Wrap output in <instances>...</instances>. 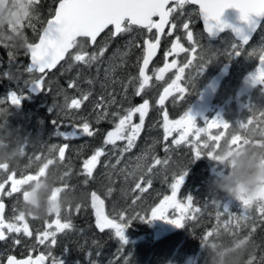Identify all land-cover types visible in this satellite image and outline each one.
Here are the masks:
<instances>
[{
	"label": "rangeland",
	"instance_id": "374dc122",
	"mask_svg": "<svg viewBox=\"0 0 264 264\" xmlns=\"http://www.w3.org/2000/svg\"><path fill=\"white\" fill-rule=\"evenodd\" d=\"M172 7H175V5ZM177 9L183 11L182 14L186 15L184 17L187 19L186 23L189 24V28L187 30H180L176 34V38L168 33L160 35V38L165 40L162 46L163 53L160 57L153 58L152 64L150 62L151 66L149 64V70H146V74H151L152 79L144 92L150 94V87L157 84L160 87L174 80V75L178 74V68L171 72H165L163 79H156L159 75L158 70L163 68L166 63L170 64L173 60H176L177 67H182L188 60H192V64L185 69L182 80L178 82L186 89V92L180 94L174 91L167 98L163 107L157 104V100L154 99L158 91L156 92L155 97H153L154 100L152 103H149V109L152 112L147 113L143 129L135 141V146L127 152L121 151L125 147L126 141H117L115 146L105 145L103 143L105 137L101 141L103 134H96V130H104L106 128L97 122V117L104 112L110 113L112 116V119H109L110 122H114L111 130L114 128L115 123L118 122V119L113 120L112 113L117 112L113 107L109 106L110 100L114 99L118 103H123V101L129 99L124 98L122 93H119L116 98L106 99V93L101 94L100 91L112 85H116L117 88L121 84H123V88H126L127 85H133V95L137 88L136 86L139 84V70L133 65L137 59L132 54L134 50L133 46L139 38L140 47L143 48V40L153 39L155 30L149 33L146 29H141L139 26H132L130 32L111 37L110 28L97 38L93 46H89L86 39H79L84 44V50L89 54L97 53L100 48L106 46L104 55L89 66L74 60L73 57L80 50L79 48L71 49L67 53L66 59L62 60L53 72H46L45 87L37 95H32L29 92L28 84L38 78L40 74H37L34 70V74H29L25 71L27 69V53L0 45V110L8 113L5 123H8L9 127L17 128L21 131L19 148L23 151V154L20 163L22 165H31L22 169V171L13 170L17 173V178H19L21 173H35L42 166V163L46 162L49 154L57 159L58 150L50 152L49 149L52 145H57L58 148L60 144L67 143L69 147L66 149L65 160L63 162L59 161L64 174V181L60 186L62 187L64 184L70 182L67 189L75 193L77 199L75 203L69 205L61 214L62 221L68 220L71 212H79L83 215V211L86 208L83 210L82 202L78 199L83 200L84 196L92 191L102 197L105 202V212L110 218L122 213L127 221L124 231L127 243L122 244L119 238L115 236L113 229H107L103 233L96 232L94 229H90L88 221L82 216L84 223L77 224L75 230L74 228L72 230V235L67 236L71 240H80L76 245L77 247L70 249V252H67L66 255H63L61 251L60 259H57L63 260L64 264H91V262H95L96 264L97 260H100L101 264H107L108 259H120V261H115L117 264L201 263L202 259L201 261L200 259H196L200 254V244L198 248L187 252L182 257L179 256L177 245H167L165 249L163 248V252L166 251L163 255V252L160 250L151 251L148 249L150 246L147 240L149 239L155 241L156 239L166 237L167 244L172 243L171 234L177 227L164 219H151L150 209L156 206L163 199L164 195H171L169 185L172 182V175L184 169L187 174L184 177V185H182L177 194V199L186 204V197L191 195L193 197V206L201 208V213L198 214L196 219L186 220L184 223L195 221L193 224L195 228L198 224L203 226L206 222L204 220L208 218L206 214L209 213L212 215L211 226H214L215 222L217 223L215 218L217 211L221 212V223L227 218L226 215L228 213L239 215L244 211L241 201L223 193L214 196L209 191L208 184L213 178L227 174L228 168L226 164L218 159L210 158L208 155H201L199 158L195 157L190 144L173 145L171 141L173 138H178V133H173L168 141H165L162 120L164 111L168 112L170 121L178 120L185 112L188 113L189 106L195 98L193 97L188 100L189 95L193 92H196L197 95L201 85L223 65H228L229 74L222 78L218 94L211 101L212 106L207 115L202 119L200 118L201 116L193 117L197 126L206 127L205 123L209 120L223 119L230 124V128L228 130L212 129L211 132L212 134H218L220 131H225L226 136H230L240 123L246 122L249 118L264 120V117H260V113L264 112V85H254L252 82V77L260 66L259 57L264 54V20L249 41V44L241 45L238 40H234L227 33H223L214 40L207 37L195 25L197 18L191 4L185 3L182 8ZM51 13L52 8L44 9L38 13L37 18L32 22L35 25L36 31H33L31 27H26L29 29L31 36L33 35L31 42L36 40L38 30ZM176 17L177 10L174 12L170 25L173 23L177 25L182 24L181 22H174ZM188 31L192 32L195 43L188 41ZM130 35L135 36L133 41ZM123 36H129V40L127 38L121 40L119 42L121 46L119 48L116 46L112 50V53H110L108 47L113 45L114 41L119 39V37ZM202 36L204 37V41L201 40ZM177 38H179V43L185 49H189V51L172 53L166 57L165 54L170 52L172 45L177 42ZM233 45L240 46L239 55L234 54ZM193 48L196 49L195 53L191 51ZM10 53L12 54L11 57ZM201 63L203 64L198 67ZM70 83L74 86L69 87ZM101 84H103V87ZM123 88L119 90H123ZM231 90H233V94ZM12 92L21 97L19 105L13 106L8 99L9 93ZM117 92L118 90L115 93ZM86 94L88 95V99L84 107L87 111L84 109L82 111L80 107L79 112L75 113L74 109L65 108L66 96L68 97L67 103H70L72 99H78L74 97L75 95L82 97ZM91 94L94 95L91 96ZM182 95L183 99H181ZM244 100L250 102V117L246 120L242 117L237 118L233 123L230 120L228 112L229 102L232 101L234 103V110L237 111L242 105H246V101ZM100 101H102V105L101 107H97V103ZM105 101L108 104H105ZM140 104L141 100L137 101L135 106H139ZM241 114L239 112V115ZM83 122L90 123L95 133L94 136H85L78 129ZM133 123H139V114L133 117ZM61 137L66 142H59L58 139ZM33 143H37V145H31ZM88 146L89 149L87 148ZM165 147L169 148L168 152H165ZM97 148H103L105 155L99 158L92 177H88L82 173L83 161L90 158ZM73 149H76V152L86 151L81 159L78 160L76 166L72 164L73 158H70L73 155ZM36 156H40L41 159L37 161L35 159ZM140 157L142 159H138ZM153 158L161 160L169 158V164L166 166L167 171H164V165L156 166L153 169V173L145 176V179L151 178L152 180L150 186L144 184L147 191L142 194L138 191H133L135 183L141 182L139 177L143 174L136 166L139 164L146 171V167L153 163ZM118 160L119 163H117ZM71 167L73 171H71L72 169L70 170ZM75 169L76 171H74ZM10 173L8 172L5 175L7 176ZM65 173H68V175L70 173V175L65 178ZM79 173L81 174V178L85 177L84 181H81L82 179L78 177ZM130 173H135L136 178L134 179L132 175H129ZM84 184L88 186V189L83 188ZM10 188L11 184L9 183L6 185V191L10 190ZM137 196L141 197L138 201L136 199ZM0 200L4 201L6 206H8L7 211L4 213L6 220L18 214L19 199L17 198V194H13L11 197L4 194L0 196ZM213 200L219 201V208L212 203ZM77 205H79V211L76 210ZM14 208L17 210L16 212H14ZM225 208H227V212H224ZM136 214H139L143 218L129 220L130 217ZM171 214L170 210L169 219L172 218ZM256 215H258L259 233L261 236L264 220L259 218V214L255 210L252 212L251 219L256 218ZM52 219H54V216L39 220L35 217H26L33 235L28 237L22 233L7 234L8 238L4 240L5 244L2 241L0 242V264L3 261L1 258L8 253L23 256L24 252L33 254L34 251H40L46 255L50 252L51 256L46 264H52V258H56L53 253V246L48 241L41 245L36 240V236L45 229L46 221H51ZM240 230H242V227ZM209 231H211V228L206 229L204 235ZM220 233L223 235L227 232L222 228L220 229ZM100 236H102L103 240L99 238ZM245 237L249 238V235L245 234ZM16 238L20 239L21 243L14 244L13 240ZM96 238H99L98 241L100 242L95 241ZM233 238H238L237 232L235 235H232ZM254 244L257 246L253 247L250 245L249 250H247L244 256V264H247V261L254 256L253 252L258 246H261L258 252L259 257L258 259L255 258L254 264H264V238L260 240L256 236V243ZM15 245L16 247L14 248L13 246ZM84 245L87 248L85 247V252L83 253L80 247ZM63 246H65L64 242L61 245L62 249ZM89 252L92 253L90 258L88 256ZM66 256L68 257L64 259ZM97 256H101L102 258H92Z\"/></svg>",
	"mask_w": 264,
	"mask_h": 264
},
{
	"label": "snow or ice",
	"instance_id": "6c2138e0",
	"mask_svg": "<svg viewBox=\"0 0 264 264\" xmlns=\"http://www.w3.org/2000/svg\"><path fill=\"white\" fill-rule=\"evenodd\" d=\"M38 3V0H35ZM170 0H59L58 7H56L51 19H48L46 26L43 27L42 32L39 34L38 42L28 45L30 54V60L32 67L25 69L29 74H34L33 69L40 75L34 80V83L41 90L45 87V74L46 70L54 68L61 60L64 59L65 54L73 48H79L80 50L73 57L75 61L82 62L87 65L98 60L102 57L106 51V46L99 49L97 53L89 54L84 50V44L78 38H86L92 44H95L97 37L109 29L111 26L110 36L116 37L122 33L130 32L132 26H139L146 29L149 33L155 30V36L153 39L144 40V56L142 66L139 68V86L136 88L135 94L141 95L146 87L149 85L151 76L146 74L150 60L156 52L159 43L160 35L164 32L165 26L169 24V17L177 8H182L185 3L197 4L199 7V13L203 18L206 31L211 33L213 29H219L223 31L225 28L231 27L221 21V17L226 9L234 8L240 13V20L252 24V17H264V0H175V7H167ZM154 17H159V21L154 20ZM215 22V23H212ZM27 27H31L33 31H36L35 25L29 23ZM176 24H171L170 29H175ZM183 28L187 30L189 28L188 23L183 24ZM237 35L241 36L243 44H247L250 36L241 35L239 28L233 29ZM172 34L171 30L168 33ZM187 39L189 42L195 43L193 40V34L191 31L187 32ZM234 54H240V46L233 45ZM189 49H185L180 43L179 38L177 42L172 45L169 53H166V57L172 53L186 52ZM195 53L196 49H191ZM11 57V53L9 54ZM203 59V58H201ZM192 64V60H188L182 67H178L175 79L171 84L164 89L163 95L159 97L157 103L163 107L165 100L172 94L173 91L184 94L186 89L178 83L182 80L185 73V69ZM201 63L198 67H200ZM259 68H257L255 75L252 77L254 85H264V54L259 57ZM177 68L176 60H173L170 64L166 63L163 68L158 70L159 75L156 79H163V74L172 69ZM35 76V75H33ZM91 83V81H89ZM72 83L69 87H73ZM8 99L13 106L21 103V97L15 92L9 93ZM88 95H83L81 99H72L70 103H67L68 97H65V108L79 109L82 101H86ZM183 99V95L181 96ZM110 103H115V100H110ZM102 101L97 103V107H101ZM149 101L145 99L142 104L135 107H129L124 110V114L112 113L114 117L118 118V122L112 130L107 131L103 143L105 145L117 144V141H126V145L121 151L127 152L135 146V141L141 133L145 117L148 113ZM139 114V123H133V117ZM108 115L104 112L97 117V122L100 119L105 118ZM260 117H264V112L260 113ZM264 124V120H256L249 118L246 122L240 123L236 129L243 130L249 126ZM206 127L197 126L194 118L191 114L185 112L178 120L170 121L167 111L163 112L162 128L164 132V140L168 141L169 137L173 133H178V138H173L171 143L176 146L187 143L190 144L194 156L199 158L201 155H208L210 158H220L216 155L219 146L226 136L225 131H220L218 134H212V129L228 130L230 124L223 119H212L205 123ZM78 129L83 135L92 137L94 131L90 123L83 122ZM191 138V139H190ZM244 137L239 134V131L234 132L229 138V144L236 146L242 142ZM69 147L67 143L63 146L52 145L49 151L58 150L57 159L60 162L65 160L66 149ZM21 154H23V151ZM169 148L165 147V152H168ZM105 155L103 148H97L90 158L83 161L82 173L88 177H92L93 170L99 162V158ZM35 159L39 161L40 156H36ZM142 159V157L138 158ZM52 163V160L46 159V162L38 168L35 173L24 174L21 173L17 178V173L12 171L6 176L3 182H0V196L6 194L11 197L14 193H21L22 187L26 183L36 179L38 175L43 174L44 169L48 164ZM119 163V160L117 161ZM169 164V158L161 160L159 158H153V163L146 167L144 171L141 165H137V169L142 171V175L139 177L141 182L135 183L133 191L144 193L147 189L144 184L151 185V178L145 179L147 174L153 173V169L158 165H164V171H167V165ZM7 173V166H0ZM185 169L179 173H173L172 182L169 185L171 189V195H164L160 202L150 209L151 219H164L167 222L175 225L176 227H184L186 220L196 219L198 214L201 213V208L193 206V197L188 195L186 197L187 203H183L177 199V194L180 191L182 185H184V177L186 175ZM68 175V173H65ZM135 179V173H130ZM11 184L10 190L6 191V185ZM67 189V186H62L60 190ZM111 191V190H109ZM137 196V201L140 199ZM212 203L219 208V201L213 200ZM244 211L239 215L228 213L227 218L221 223V212H216L217 225L212 230L206 233L203 238L204 246H208V241L213 235H219L221 227L229 234L235 235L241 227H248L247 221L251 219L253 210L259 214V218L264 220V198L254 206L250 205L249 201H241ZM91 207L95 210V225L103 232L105 229H113L115 236L119 238L122 244H126L127 240L124 235L126 219L125 216L117 214L112 218L106 214L104 209V200H102L95 192L91 193ZM77 211H79V205H77ZM170 210L172 212L171 219H169ZM5 204L0 200V241L6 240L7 234L16 233L23 234L24 236L31 237L33 233L30 231L29 224L25 215L22 212L14 215L10 219L6 220L4 217ZM17 210L14 208V212ZM224 212H227L225 208ZM142 219L139 214L132 216L129 220ZM119 221V222H118ZM73 224L70 220L62 221L61 215L54 216L51 221H46L45 229L36 236V240L39 244L43 245L46 241L50 245L57 243V234L63 233L65 230H71ZM256 227L251 226V232H255ZM249 242V238L245 237ZM14 244L21 243L20 239L13 240ZM91 257L92 253H88ZM51 253L48 255L40 254L35 259L31 256L27 259L18 260L15 256L9 255L7 257V264H45V261L49 259ZM255 256L247 261V264H254ZM52 264H64L63 260H57L52 258ZM95 264V262H91Z\"/></svg>",
	"mask_w": 264,
	"mask_h": 264
},
{
	"label": "clouds",
	"instance_id": "9594fccd",
	"mask_svg": "<svg viewBox=\"0 0 264 264\" xmlns=\"http://www.w3.org/2000/svg\"><path fill=\"white\" fill-rule=\"evenodd\" d=\"M37 16L35 0H0V45L28 52V45L32 42L24 29ZM7 115L6 111L0 110V166L6 165L8 173L22 171L31 165L20 163L21 131L5 123ZM236 131L244 139L231 146L229 138ZM216 155L226 164L228 172L213 178L208 184L209 191L214 196L223 193L239 201L247 200L252 206L259 203L264 198V124L234 129L220 144ZM46 159L52 163L47 165L43 174L22 187L18 212L25 217L46 219L61 215L76 202V195L70 189L60 190L64 174L59 160L51 154ZM5 174L0 169V182L6 179ZM248 247L249 242L245 238H233L226 243L218 236L207 247L210 264H244Z\"/></svg>",
	"mask_w": 264,
	"mask_h": 264
},
{
	"label": "flooded vegetation",
	"instance_id": "af4514ba",
	"mask_svg": "<svg viewBox=\"0 0 264 264\" xmlns=\"http://www.w3.org/2000/svg\"><path fill=\"white\" fill-rule=\"evenodd\" d=\"M174 5H175V3H174ZM173 6V5H172ZM171 6V4H168L167 5V7H169V8H171L172 7ZM195 11V10H194ZM183 13V11H179L178 9H177V17L174 19V22L175 23H179V22H181L182 24L179 26V27H177V24H176V30L175 31H171L172 32V36L174 37V38H176V34L180 31V30H182V29H184L183 28V24L184 23H186V18L184 17V16H186L185 14H182ZM182 14V15H181ZM173 15H174V13H172V17H173ZM155 18V17H154ZM153 18V19H154ZM141 29H143V28H141ZM166 33H169V32H166ZM129 37V36H128ZM128 37H126V36H123V37H119V39H117V40H115L114 41V44L113 45H111L110 47H108V49H109V52L110 53H112V50L116 47V46H118V48L121 46V43H119L121 40H123L124 38H127L128 40H129V38ZM130 37H132V41L135 39V36H133V35H130ZM131 41V42H132ZM164 39L163 38H160V43H159V46H158V52H157V54H156V56L154 57V58H158V57H160L161 55H162V53H163V43H164ZM106 44V43H105ZM133 48H134V50H133V52H132V54L134 55V57H137V59L135 60V62L133 63V65H134V67L138 70V67H139V64H140V61L139 60H141L140 58H141V56H142V53H143V48L142 47H140V39L138 38V40H137V42L135 43V45L133 46ZM107 54V53H106ZM106 56V55H105ZM150 64V63H149ZM151 64H152V62H151ZM151 64H150V66H151ZM150 66H148L149 68H150ZM149 68H148V70H149ZM178 68V67H177ZM177 68H172V69H170V70H168V71H166V72H171L172 70H176ZM147 70V71H148ZM233 71H234V69H233ZM122 73V72H121ZM147 75H149V74H147ZM176 75H177V73L174 75V79H175V77H176ZM149 76H151L152 77V75L150 74ZM135 81V80H134ZM151 81V80H150ZM150 83V82H149ZM171 83H165V84H163V85H161L160 87H158L159 85L157 84V85H154V86H152V87H150L149 89H150V94L149 93H147V92H143L141 95H139V96H137L136 94H135V92H136V90H135V92L133 93V95H132V86L133 85H127L126 86V88L124 87L123 88V84H121V86L119 87V88H117V86L116 85H112V86H109V87H105V89L104 90H101L100 91V93L101 94H104V93H106V99H108V98H116L117 96H118V94L119 93H122V95H123V97L124 98H128L129 100H126V101H123V103H118L117 101H115V103L113 104V103H110L109 104V106H111V107H113V109L116 111V112H118V113H120L121 115H123V113H124V110L125 109H127V108H129V107H134L135 106V103L137 102V101H140L141 100V104H142V101L143 100H145V99H147L148 101H149V103H152V101L155 99V100H157L158 101V97H159V95H160V93H161V91H162V89L163 88H165V87H168L169 85H170ZM80 85H82V84H80ZM83 86V85H82ZM101 86L103 87V84H101ZM139 86V84L136 86V87H138ZM158 87V88H157ZM244 87H245V85H244ZM120 88H123V90H119ZM218 89H219V86H218V88H217V90L214 92V94H213V96L211 97V99H210V102H209V106H208V109L206 110V112L200 117L201 119L203 118V117H205L206 115H207V113H208V111H210V109H211V106H212V103H211V101L214 99V98H216V95L218 94ZM116 90H118V92L117 93H115L116 92ZM158 91V93L156 94V92ZM174 92V91H173ZM172 92V93H173ZM125 93H126V95H125ZM231 93L233 94V90H231ZM87 94H89V93H87ZM155 94H156V98H154L153 99V97H155ZM94 94H91V96H93ZM74 97H76V98H81V96H74ZM169 97V96H168ZM167 97V98H168ZM193 97H196V92H193V93H191L190 95H189V97H188V100H190L191 98H193ZM167 98H166V100H167ZM166 100H165V102H166ZM244 101H246V100H244ZM86 104V101H82V103H81V109H82V111H83V109L85 110V111H87V109L84 107V105ZM105 104H108L106 101H105ZM158 104V103H157ZM234 103H232V101H230L229 102V108H228V112H229V116H230V120L234 123L235 122V119H237V118H240V117H242L244 120H246V119H248L249 117H250V102L248 101H246V105H242L241 106V108L239 109V110H237V111H235L234 110V105H233ZM74 111H75V113H78L79 112V109H74ZM148 112L150 113V112H152V110H148ZM239 112H241L242 114L241 115H239ZM109 119H112V116H111V114L109 113L108 114V116L107 117H105V118H103V119H101L100 121H99V125H101V126H105L106 128L104 129V130H96V134L97 133H99V135H102L103 134V137L101 138V141L103 140V138L106 136V133H107V131H110L111 130V126L112 125H114V122L112 123V122H110L109 121ZM116 119H118L117 117H114L113 116V120H116ZM152 119H153V117H152ZM109 127V128H108ZM59 140V142H66V141H64V139H63V137H61L60 139H58ZM69 141V140H68ZM31 145H37V143H33V144H31ZM61 145H64V144H60V146ZM88 149H89V146L87 147ZM78 149V148H77ZM73 151L74 152H72V156L70 157V158H73V161H72V164H75V166H76V164L78 163V160L79 159H81V157L83 156V154L86 152V151H83V152H76L77 150L76 149H73ZM79 178H81V174L79 173ZM84 178L85 177H83V178H81L82 179V181H84ZM83 188H87L88 189V186H85V184L83 185ZM15 194H17V198L18 199H20V193H15ZM79 200V199H78ZM80 201V200H79ZM40 227H41V225H40ZM68 235H72V232L71 231H65V232H63V233H58L57 234V243L54 245V253L57 251V253L55 254V256H56V258L55 259H60V255H61V251H62V254L63 255H66L67 254V252L69 253L70 252V249H73V248H76L77 246V243L80 241L79 239H70V238H68L67 236ZM71 241V242H70ZM61 242H64L65 243V245H66V249H62L61 248V245H62V243ZM73 243V244H72ZM71 244V245H70ZM14 248L16 247V245L15 246H13ZM85 247H86V245H84V246H81L80 248H82V252L84 253L85 252ZM87 248V247H86ZM37 250V249H36ZM78 250V249H77ZM8 251V250H7ZM37 252V251H36ZM24 254H25V252H24ZM15 256H18V255H15ZM68 256H66L64 259H66ZM1 259H3V258H1ZM62 259V258H61ZM46 264V263H45Z\"/></svg>",
	"mask_w": 264,
	"mask_h": 264
},
{
	"label": "trees",
	"instance_id": "16d2710c",
	"mask_svg": "<svg viewBox=\"0 0 264 264\" xmlns=\"http://www.w3.org/2000/svg\"><path fill=\"white\" fill-rule=\"evenodd\" d=\"M55 1L56 0H38V3H37L38 13L42 12L44 9H48V8L51 9V8H53V5H54ZM38 26H39V23H38ZM24 30H25L26 34L28 35V37L30 38V40H32V38H33L32 36L33 35L31 36L29 29L25 28ZM71 169L73 171V168L72 167H71ZM67 177H68V175H65V178H67ZM65 185L66 186L67 185L69 186L70 185V182L64 184V186ZM79 200H80V202H82L81 205L83 207V210L86 208L85 211L82 210L83 211V215H81L79 212H71V214L68 216V220L71 221V223L73 224V228L75 230V226L77 224H79V223L80 224H83L84 223V221L82 220L83 217H84L88 221V224L90 226V229H92V227H91L92 217L89 214V208H88V205L86 203V195L84 196L83 200L82 199H79ZM6 211L7 210H5V212ZM206 215H207L208 218L206 220H204L206 222H205V224H203V226L200 225V224H198L196 226V228H195L193 226V224H194L195 221H189V222L184 223V227H180V228L177 227L175 229V231H173V233L171 234V236H172V243H170V244H167V238L166 237H164L162 239H156L155 241H151L150 239L147 240V243L150 246L148 249L151 250V251L160 250V251L163 252V250L165 249V247H167V245L168 246H170L171 244L172 245H177L178 253L180 254L179 256L182 257L187 252L193 251L196 248H198V245L200 244L201 245V247L199 248L200 254L196 257V259H200V261L202 259V262L201 263L199 262V264H210L209 256H208V253H207V247L208 246H204L203 238L205 236L204 233L206 232V229L211 228V231H212L216 227L217 223L215 222L214 226H211V223H212V215L209 214V213L206 214ZM257 216L258 215H256V218H257ZM256 218H252L248 222H246L249 225L248 227H242V230L239 229L237 231L238 238H240V237L241 238H245V234H248L249 235V246L251 245L253 247H256L257 246L256 244H254V243H256V236L258 238H260V240H261V238L262 239L264 238V231H263L264 230V223H263V226H262V229H261V236H260V233H259V220H258V218L257 219ZM37 220H39V218H37ZM251 225H254L256 227V231L255 232H251V228H250ZM73 228L71 230H68V231H71L72 232ZM221 229H222V227H221ZM218 236H219L220 239H222L226 243H230L231 240H232V234H229V233H224L222 235L219 232V235ZM218 236L217 235H213L209 239L208 245L213 240H215ZM99 238L102 239V236H100ZM98 239L96 238L95 241H98ZM98 242H100V241H98ZM260 247L261 246H258L255 249V251L253 252L256 259H258V257H259V253L258 252L260 250ZM52 248H53V253H54V245H53ZM63 249H66V245L63 246ZM152 249H154V250H152ZM248 250H249V247H248ZM165 252L166 251H164L162 253V255L165 254ZM261 252H262V250H261ZM56 253L57 252H55L54 254H56ZM92 258L93 259H101L102 257L101 256H97V257H92ZM108 261H107V264H117L115 261H120V259H117V260L108 259ZM101 263L102 262L100 260H97L96 261V264H101ZM197 263L198 262H196V264Z\"/></svg>",
	"mask_w": 264,
	"mask_h": 264
},
{
	"label": "water",
	"instance_id": "95a60500",
	"mask_svg": "<svg viewBox=\"0 0 264 264\" xmlns=\"http://www.w3.org/2000/svg\"><path fill=\"white\" fill-rule=\"evenodd\" d=\"M58 2H59V0L55 3V6H54V9H53L52 15L54 14V11H55L56 7H58ZM52 15L45 20L44 25L42 26L41 30L38 33V37H39V34L42 32L43 27L46 26L47 20L52 18ZM199 15H200V13H199ZM239 18H240L239 11L237 9H234V8H229V9H226L224 11V13H223V15L221 17V21L223 23L227 24V25H230L231 27H228V28H230L232 30L233 36L236 39H239L241 41V36L240 35H237V33L235 31H233V29L239 28L241 30V35L250 36V34L252 33V31L257 26V24H258L259 20L261 19V17H252V21H253L252 24H248V23L240 20ZM200 19H201L202 27H203L204 31L209 36H215L218 32H220L219 29H213V31L211 33L207 32L206 31V28H205V24H204L203 18H202L201 15H200ZM158 21H159V19L157 20V22ZM212 23H215V22H212ZM38 37H37V39L33 43H37L38 42ZM88 42H89V44H92L90 41H88ZM143 56H144V53H143ZM142 63H143V58L141 60L140 66H142ZM29 67H32V65H31V60H30V54H27V68H29ZM33 70L36 72L35 69H33ZM46 71H50V70H46ZM226 72H227V66L224 65L214 75H212V77L209 79V81L205 84V86L200 91L199 96L196 98V100L191 105L190 114H191L192 117L195 116V115H200V114H202L204 112V110L206 109V106H207L209 97L211 96L212 92L215 90L216 86L218 85V83L221 80V78L223 77V75L226 74ZM28 89L34 95H36L40 91V88H38L36 86V84L34 83V81H32L29 84ZM163 92H162L161 95H163ZM92 192H94V191H92ZM92 192L88 193V195H87V197H88L87 198L88 199V206L90 208L91 215L93 217V225H94V228L97 231L100 232V230L95 225V210L91 207V193ZM40 254L41 253H36L32 258L35 259ZM8 256H6V258L4 259L3 264H7V257ZM29 257L30 256H24V257L16 258V259L23 260V259H27Z\"/></svg>",
	"mask_w": 264,
	"mask_h": 264
},
{
	"label": "bare ground",
	"instance_id": "6f19581e",
	"mask_svg": "<svg viewBox=\"0 0 264 264\" xmlns=\"http://www.w3.org/2000/svg\"><path fill=\"white\" fill-rule=\"evenodd\" d=\"M22 110H23V109H22ZM35 111H36V110H35ZM41 113H42V112H41ZM18 118H19V117H18ZM15 121H16V120H15ZM30 122H31V121H30ZM7 124H8V123H7ZM13 124H14V122H13ZM30 125H31V124H30ZM10 126H11V125H10ZM20 126H21V125H20ZM45 127H46V126H45ZM35 129H36V128H35ZM23 135H24V134H23ZM45 135H46V134H45ZM70 170H71V168H70ZM71 171H72V170H71ZM71 171H70V173H71ZM74 171H76V169H75ZM70 173H69V175H70ZM69 175H68V176H69ZM74 175H75V172H74ZM78 177H79V176H78ZM76 179H77V178H76ZM67 181H68V180H67ZM81 181H82V180H81ZM87 184H88V183H87ZM93 184H94V183H93ZM90 185H91V184H90ZM67 186H68V185H67ZM67 188H68V187H67ZM85 189H86V188H85ZM88 192H89V190H88ZM82 197H83V196H82ZM86 197H87V195H86ZM86 242H87V241H86ZM86 242H85V243H86ZM61 243H62V242H61ZM85 243H84V244H85ZM72 244H73V243H72ZM77 244H78V243H77ZM70 245H71V244H70ZM78 247H79V246H78ZM158 248H159V247H158ZM158 248H157V249H158ZM155 249H156V248H155ZM94 250H95V249H94ZM152 250H154V249H152ZM79 252H80V251H79ZM74 253H75V252H74ZM106 253H108V252H106ZM72 254H73V253H72ZM81 254H82V253H81ZM82 255H83V254H82ZM82 255H81V256H82ZM113 255H114V254H113ZM76 256H77V254H76ZM88 256H89V255H88ZM93 256H94V255H93ZM101 256L103 257V255H101ZM108 257H109V256H108ZM112 257H113V256H112ZM84 258H85V257H84ZM89 258H90V257H89ZM110 258H111V257H110ZM108 262H109V261H108ZM110 262H111V261H110ZM99 263H100V262H99Z\"/></svg>",
	"mask_w": 264,
	"mask_h": 264
}]
</instances>
